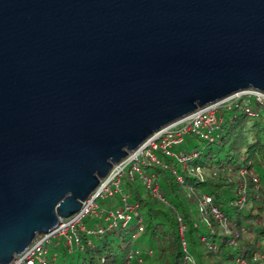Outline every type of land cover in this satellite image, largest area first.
Returning <instances> with one entry per match:
<instances>
[{
    "label": "water",
    "instance_id": "water-1",
    "mask_svg": "<svg viewBox=\"0 0 264 264\" xmlns=\"http://www.w3.org/2000/svg\"><path fill=\"white\" fill-rule=\"evenodd\" d=\"M264 93V0H0V264L159 130Z\"/></svg>",
    "mask_w": 264,
    "mask_h": 264
},
{
    "label": "trees",
    "instance_id": "trees-1",
    "mask_svg": "<svg viewBox=\"0 0 264 264\" xmlns=\"http://www.w3.org/2000/svg\"><path fill=\"white\" fill-rule=\"evenodd\" d=\"M165 162L171 164L167 159ZM218 164L234 170L241 167L253 169L259 177L258 199L254 195L248 196L246 208L233 207L230 205L235 199L232 186L221 178L198 183L196 179L180 172L186 185L191 188L190 199L187 200L181 185L172 174L156 169L160 189L172 207L170 209L153 199L138 181L123 179L122 191L128 195L130 203L138 206L137 218L141 219L143 227L139 237L133 239L136 229L135 223L131 222L126 228L107 232L100 239L91 238L92 247L86 245L87 238L82 235V251L68 252L63 243L57 242L56 245L54 241L47 247L48 264H126L128 255L135 249L151 251L158 264H240L237 262L239 259L244 264H261L253 262L252 255L257 251L264 255V230L260 226L264 218L263 117L257 120H250L242 115L236 119L226 118L218 143L205 145L193 166L210 169ZM202 195L210 196L214 200V205L220 209L231 226H235L239 234L245 228L252 230L255 238L243 241L240 237L234 246L230 245V238L222 235L218 223L206 212L198 211L197 206ZM118 204L119 199L116 205L107 208ZM177 217L181 218L185 226L186 251L182 249ZM204 220L210 224V229H207ZM93 222L92 219L85 220L88 226L94 224ZM201 237L215 245V249H208L201 242ZM146 258L148 257H143L142 262ZM130 264L137 262L134 260Z\"/></svg>",
    "mask_w": 264,
    "mask_h": 264
},
{
    "label": "built area",
    "instance_id": "built-area-1",
    "mask_svg": "<svg viewBox=\"0 0 264 264\" xmlns=\"http://www.w3.org/2000/svg\"><path fill=\"white\" fill-rule=\"evenodd\" d=\"M225 115L231 119H236L239 115L250 120L264 118V93L255 90L238 92L221 101L197 109L185 118L154 133L139 148L128 154L119 164L113 166L108 175L100 181L95 191L82 203L77 214L60 220L57 227L50 233L37 236L31 245L21 255L16 256L10 264H48L47 247L52 242L56 241V245L57 242L63 243L68 252L82 251V235L87 238L86 245L92 247L91 238L100 239L105 233L126 228L131 222L135 223L136 230L132 237L136 239L143 231L142 222L137 218L138 206L130 203L128 195L122 191V181L123 179L138 181L153 199L172 209L160 189L159 179L155 173L156 169L171 173L181 185L182 193L187 200L190 199L191 188L186 185L180 172L196 179L198 183L221 178L226 184L232 186L235 199L230 205L240 209L246 208L247 197L254 195L258 199L260 191L259 177L253 169L241 167L234 170L223 167V164L215 165L210 169L193 166L204 147L201 150L193 148L190 151H173L175 147L181 146L185 142L187 136L197 138L205 145L218 143L226 120ZM166 159L171 164L165 162ZM116 197L119 199L117 206L104 208L97 204L98 201ZM197 207L200 213L206 212L211 219L218 223L222 235L230 238V245L234 246L240 237L243 241L255 238L253 231L245 228H242L239 234L235 226H231L220 209L214 205V200L210 196L202 195ZM262 215L264 216V211ZM86 219H92L94 224L88 226L85 224ZM177 221L182 249L186 251L185 226L181 218L177 217ZM206 224L207 229H210V224ZM260 226L264 230V218L260 222ZM209 231L213 233L211 230ZM200 240L208 249H215V245L209 243L205 237H201ZM143 257H152V252L135 249L128 255L126 264H130L134 260L137 264H141ZM252 260L255 263L264 264V255L257 251L253 253ZM237 262L244 264L241 259Z\"/></svg>",
    "mask_w": 264,
    "mask_h": 264
},
{
    "label": "rangeland",
    "instance_id": "rangeland-1",
    "mask_svg": "<svg viewBox=\"0 0 264 264\" xmlns=\"http://www.w3.org/2000/svg\"><path fill=\"white\" fill-rule=\"evenodd\" d=\"M225 118H229V116L225 115ZM204 145H205L204 142L198 140L197 138H191L187 136L185 137V142L181 146L175 147L173 151L174 152H182L185 150L190 151L193 148L201 150L203 149ZM219 157L222 158V155H220ZM117 202H118V198L116 197L113 199H108L106 201H98L97 204L99 207L107 208V206L116 205ZM142 264H158V263L154 260V257L152 256L151 258L144 259Z\"/></svg>",
    "mask_w": 264,
    "mask_h": 264
}]
</instances>
